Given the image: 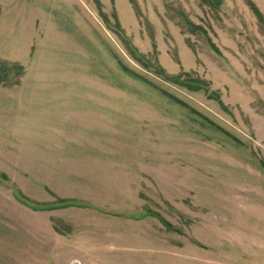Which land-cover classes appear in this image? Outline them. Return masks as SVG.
<instances>
[{
    "label": "rangeland",
    "instance_id": "rangeland-1",
    "mask_svg": "<svg viewBox=\"0 0 264 264\" xmlns=\"http://www.w3.org/2000/svg\"><path fill=\"white\" fill-rule=\"evenodd\" d=\"M208 1L0 0V264H264V0Z\"/></svg>",
    "mask_w": 264,
    "mask_h": 264
},
{
    "label": "trees",
    "instance_id": "trees-1",
    "mask_svg": "<svg viewBox=\"0 0 264 264\" xmlns=\"http://www.w3.org/2000/svg\"><path fill=\"white\" fill-rule=\"evenodd\" d=\"M212 6H218V5H221V0H209L208 1ZM254 8V13L256 14V17L258 19H261L262 18V14L259 12L258 9H256L255 7Z\"/></svg>",
    "mask_w": 264,
    "mask_h": 264
}]
</instances>
